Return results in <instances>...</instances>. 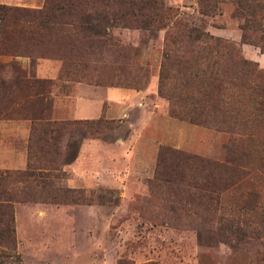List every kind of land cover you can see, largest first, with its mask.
I'll return each mask as SVG.
<instances>
[{"label":"trees","instance_id":"obj_1","mask_svg":"<svg viewBox=\"0 0 264 264\" xmlns=\"http://www.w3.org/2000/svg\"><path fill=\"white\" fill-rule=\"evenodd\" d=\"M198 3L205 14L216 7L215 0ZM237 3L245 12L239 26L242 42L263 53L264 0ZM176 16L164 0H44L39 8L0 3V56L9 57L0 60V117L31 122L26 168L0 171V248L14 246L12 203L57 201L55 193L36 197L30 190L51 188L50 176L64 173L63 165L73 161L82 139H103L101 133H110L116 121L103 117L51 119V79L29 76L17 58L58 60L56 79L81 81L89 72V61H101V51L115 44L111 27L158 29L169 23L159 84L169 115L228 134L220 161L160 146L148 185L177 182L188 190L192 187L194 191L185 192L196 195V208H187L179 201L177 216L202 223L223 220L220 201L227 192L254 201L246 202L249 214H264V70L241 55L238 42L188 27ZM194 49L205 51L204 60L202 67L198 64L191 69L186 53ZM221 58L228 62L225 69L219 67ZM131 77L108 86L140 89L139 80ZM172 78L177 84L164 88V80ZM92 83L100 84L96 79ZM195 86L203 94L199 100L191 92ZM15 182L21 185L12 193L9 185Z\"/></svg>","mask_w":264,"mask_h":264},{"label":"rangeland","instance_id":"obj_2","mask_svg":"<svg viewBox=\"0 0 264 264\" xmlns=\"http://www.w3.org/2000/svg\"><path fill=\"white\" fill-rule=\"evenodd\" d=\"M43 1L0 0V3L39 8ZM237 1L215 0L214 12L206 14L200 11L198 0H164V3L188 27L238 42L241 55L257 62L258 68L264 70L263 65L248 57L257 55L259 48L241 40L239 26L245 12ZM168 27L169 23L158 29L111 27L109 32L115 44L101 51V61H89V72L86 71L84 79L51 80L60 93H73L76 83L104 88L110 83L125 82L128 73L129 78L139 80L140 89L121 87L144 91L142 104L130 108L125 118H113L115 127L110 133H101V140L105 142L131 138L128 143L132 145L131 157L99 161V166L94 168L95 175L86 178L83 173L79 175L81 180L85 179V187L60 191L58 188L66 187L64 180L68 172H55L50 176L51 188L30 190L36 197H51L55 193V202H13L14 246L0 248V264H143L146 261L264 264V214H249L245 210L247 203L254 204L250 198L227 192L220 201L223 220L207 224L193 217L177 216L181 211L179 201L185 202L187 208H196V195L185 192L194 191L192 187L188 190L177 182L159 187L147 183L153 177L160 146L220 161L222 146L228 137L224 131L169 115L168 101L159 93ZM204 52L194 49L186 53L191 59V69H196L198 64L202 67ZM219 63L220 68L228 66L223 58ZM40 64L56 69H53L55 74L35 71L39 77H48L57 74L60 63L50 58L30 59L32 69L41 68ZM95 79L100 84L92 83ZM164 81V88L168 86V89L178 82L174 78ZM192 88L189 91L193 97L201 99L203 94L197 92L198 87ZM119 152L111 151L112 154ZM20 185L11 183L9 188L12 186L15 193L14 189L18 190Z\"/></svg>","mask_w":264,"mask_h":264},{"label":"crops","instance_id":"obj_3","mask_svg":"<svg viewBox=\"0 0 264 264\" xmlns=\"http://www.w3.org/2000/svg\"><path fill=\"white\" fill-rule=\"evenodd\" d=\"M244 44H242V47ZM250 59L258 61L264 66V52H258L253 56H248ZM9 57L0 56V60L6 61ZM20 66L27 70L28 75L35 77L36 70L44 72H53L56 70L53 67L44 68L46 65L33 67L20 63ZM47 67V66H46ZM54 69V71H53ZM31 71L33 73H31ZM55 74V73H54ZM50 78L55 80V76H41L40 78ZM55 82V81H53ZM56 83V82H55ZM50 91L51 97V114L53 120H71V119H96L103 117L106 119L125 118L128 110L135 105H141L143 101L144 91L123 88L119 86H106L100 88L98 86H89L82 83H76L73 93H60L52 84ZM30 119L27 118H4L0 117V171L5 170H23L27 163V141L30 130ZM131 138H115L110 142L102 141L98 138H85L79 144L77 154L73 161L63 165L62 171L68 172L64 183L66 187H85V179L81 180L79 175L94 174V168L99 166L98 162L106 160L113 162L118 157L122 160L131 157L132 145H129ZM119 150L120 154H112V150ZM92 162V165H90ZM81 170H80V169Z\"/></svg>","mask_w":264,"mask_h":264}]
</instances>
